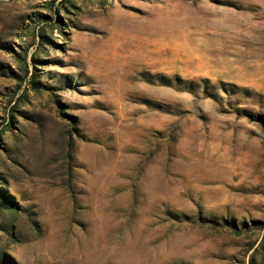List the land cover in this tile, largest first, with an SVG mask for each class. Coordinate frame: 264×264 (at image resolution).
<instances>
[{
  "label": "rangeland",
  "instance_id": "rangeland-1",
  "mask_svg": "<svg viewBox=\"0 0 264 264\" xmlns=\"http://www.w3.org/2000/svg\"><path fill=\"white\" fill-rule=\"evenodd\" d=\"M0 264H264V0H0Z\"/></svg>",
  "mask_w": 264,
  "mask_h": 264
}]
</instances>
